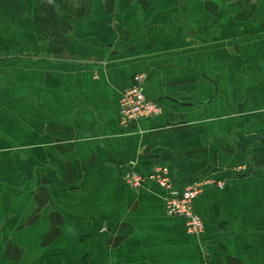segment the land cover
Masks as SVG:
<instances>
[{
	"label": "crops",
	"instance_id": "obj_1",
	"mask_svg": "<svg viewBox=\"0 0 264 264\" xmlns=\"http://www.w3.org/2000/svg\"><path fill=\"white\" fill-rule=\"evenodd\" d=\"M0 264H264V0H0Z\"/></svg>",
	"mask_w": 264,
	"mask_h": 264
},
{
	"label": "built area",
	"instance_id": "obj_2",
	"mask_svg": "<svg viewBox=\"0 0 264 264\" xmlns=\"http://www.w3.org/2000/svg\"><path fill=\"white\" fill-rule=\"evenodd\" d=\"M146 75L139 74L132 78L131 85L124 91L119 108V121L123 128H129L142 118L157 117L162 113V107L155 101L148 100L144 93ZM125 183L134 190L142 188L152 181L165 190L166 213L171 217H180L186 221L187 232L195 237L204 233V222L194 212V200L202 192L204 186L212 185L214 181L197 182L178 190L170 176V169L165 165H155L149 175L142 176L128 170L124 176ZM222 187L223 183H218Z\"/></svg>",
	"mask_w": 264,
	"mask_h": 264
},
{
	"label": "rangeland",
	"instance_id": "obj_3",
	"mask_svg": "<svg viewBox=\"0 0 264 264\" xmlns=\"http://www.w3.org/2000/svg\"><path fill=\"white\" fill-rule=\"evenodd\" d=\"M230 108H227L226 110H224L221 114H227V113H231V110H229Z\"/></svg>",
	"mask_w": 264,
	"mask_h": 264
},
{
	"label": "water",
	"instance_id": "obj_4",
	"mask_svg": "<svg viewBox=\"0 0 264 264\" xmlns=\"http://www.w3.org/2000/svg\"><path fill=\"white\" fill-rule=\"evenodd\" d=\"M177 103H179V101L175 100Z\"/></svg>",
	"mask_w": 264,
	"mask_h": 264
}]
</instances>
